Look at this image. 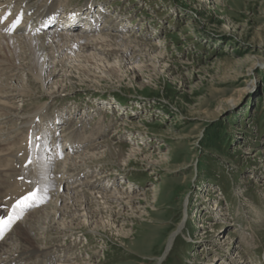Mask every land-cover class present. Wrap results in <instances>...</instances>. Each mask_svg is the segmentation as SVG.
Returning <instances> with one entry per match:
<instances>
[{
    "label": "rangeland",
    "instance_id": "374dc122",
    "mask_svg": "<svg viewBox=\"0 0 264 264\" xmlns=\"http://www.w3.org/2000/svg\"><path fill=\"white\" fill-rule=\"evenodd\" d=\"M7 1L13 5L16 0ZM52 2L54 10L77 9L83 18L97 21L93 34H80L82 20L76 33L58 32L63 42H77L81 35L111 57L89 48L73 55L62 49L63 55H55L63 67L56 66L42 88L27 66L33 56L26 44L14 40L16 51L14 43L0 50L2 60H17L0 61V86H16L30 95L0 97V109L15 108L10 116H0V142H17L8 146L7 153L14 155L29 144L27 129L32 128V149L46 154L33 166L41 172L43 158H52L49 176L55 175V186L60 182V192L61 178L72 173L59 164L72 156L103 151L101 146L110 143L124 147L125 158L95 160L88 170L69 176L74 189L64 195L55 223L45 217L68 236L42 232L33 246L45 248L46 258L32 262L264 264V0H31L30 18L38 14L37 7ZM111 37L123 41L106 47ZM46 57L55 63L54 54ZM1 64L15 70L5 71ZM128 121L141 129L125 127H132ZM52 123L59 136L72 130L70 135L77 132L91 141L54 162L47 143L52 133L42 131ZM130 132L139 139L132 141L126 136ZM142 147L148 154L136 157ZM20 156L8 159L9 165L17 159L19 168ZM41 173L29 171L39 181L44 180ZM108 206L115 208L112 215ZM50 209L44 213H53ZM95 210L99 213L92 214ZM35 211H27L26 218ZM180 224L166 252L168 237ZM56 244L64 248L61 253L53 250Z\"/></svg>",
    "mask_w": 264,
    "mask_h": 264
},
{
    "label": "bare ground",
    "instance_id": "6f19581e",
    "mask_svg": "<svg viewBox=\"0 0 264 264\" xmlns=\"http://www.w3.org/2000/svg\"><path fill=\"white\" fill-rule=\"evenodd\" d=\"M14 2L12 5L11 2H8V1L4 2L3 0H0V10H3V11L6 10V12H8L9 10L19 11V16H21V14L23 16L24 14H29V12L34 10L33 8L35 7V5L33 6V3L31 5V0H16ZM38 2H39V0H38ZM21 3L23 4L22 9H19L18 5ZM29 6L30 7L32 6V9H29L27 13H24L25 9ZM44 7H46V6H44ZM54 7H55V3L52 2L51 4H49L48 9L54 8ZM37 9H38V7H37ZM38 10H40V8ZM42 13H43V11L40 14H42ZM46 17H47V10H46V13L41 17V20L46 18ZM50 17H52V16H50ZM16 18L17 17H9L8 18V22L10 23L9 25L3 24V23L0 24V31L3 33H7L5 31V29L7 27H9L11 25V23ZM41 20H40L39 24L35 27L34 33L37 34L35 39L34 38H27V37L16 38V39L9 38V37H0V46L2 45L0 50L10 49L13 47V46L11 47V43H14L15 44L14 48L16 51L17 50V44L14 42V40L19 41L18 45H21V42L23 44H26L27 45L26 47H28V49L30 50V52H29V53H31L30 55L33 56V63H30L27 66H29V68L32 69V71L34 73L33 75L34 76L36 75V77H34V79L40 83V86L42 88H45V84L47 83V80H49L48 78L51 75L52 76L54 75L55 67L56 66L63 67L64 62L62 60H59V57H56L57 55H55V53H58L59 51L63 55V52L61 51L62 49H63V51H66L67 53L73 55V52H75V51L86 50L87 48H89V49L93 50L96 53V55L99 54V55L104 56V57H111V56H109V54H107V53L105 54V51L103 52L101 49L97 48V46L94 45L93 43H91L90 41L83 39L84 36H82V38H81V35H85V32L82 34L83 31L80 33L81 34V35H79L80 37L76 36L77 37L76 39L79 40V41H77L78 43L74 42L73 40H68V41L64 40L65 42H63V40L61 39V36H59L58 33H41V31L44 29L43 24H42L43 21H41ZM49 20H51V18ZM70 22L72 23V25H70V23H68V21L65 23L66 25H69L68 28L70 30L68 32L69 33L70 32L76 33L75 31L77 29V26H74L75 21L72 22V20H71ZM74 28H76V29H74ZM21 32H27V31L25 30L24 27H19L18 29L13 30L11 33L16 34V33H21ZM90 33L91 32H89V34ZM102 37H105V36H102ZM116 38H119V37H111L108 41L109 45H106V47H112L115 45V42L123 41L122 38H120V39H116ZM95 46H96V48H95ZM92 47H94V48H92ZM51 54H54V57L52 59L55 60V63H53V61H50L51 57L49 58L50 60H48L46 57L47 55H51ZM92 57L95 58L94 56H92ZM1 58L2 57H0V61L5 62V63H9V62H12L13 60H15V59L10 60L9 58H8V60H2L3 58L2 59ZM56 58H58V59H56ZM134 58H136V57H134ZM15 61H17V60H15ZM43 64H44V66H43ZM5 65H2L4 67L5 71L13 72L15 70V67L9 66V65L5 66ZM46 70H48V72ZM99 71L102 72L103 69H99ZM45 72H47L48 74L45 75V77L44 76L42 77V74H44ZM10 77H12V76H10ZM65 81H67V80H65ZM15 87L16 86H14V87L12 86V88L9 86L8 87L0 86V94H1L0 97H2V95H5L7 93H10V95H8V96H10L12 98V100L15 98H22V97H27V96L29 97L30 96L28 93L29 91L24 90V89H23L24 91H22L21 89H19V87H16V88ZM39 93L40 92H38V95H39ZM42 93H43V91H41L40 94H42ZM44 93H45V91H44ZM55 93L56 92H50L49 97H52V99L56 98ZM29 108H30V106H29ZM10 111L12 113H14L15 108L5 107L3 109H0V116H6V117L10 116V115H7L8 112H10ZM32 119H35V118H32ZM30 121H28V122H30ZM127 123L132 127L125 126L126 124L124 125L125 127H128L130 129L133 128V130L141 129L139 124H137L136 122H129L128 121ZM34 124H35V122H33V125ZM57 126L58 125L55 123L45 125V128L42 131H45V132L50 131L52 133V135H49L50 136L48 138L49 141H47V140L46 141H47V143H49L51 145V147L53 145L54 147L58 148V147H60V141L58 140V136H55V134H54V133L58 132ZM35 127H36L35 131H37V130L41 131V128L39 125L35 124ZM61 128L63 129V127H61ZM31 129L32 128L27 129V133L31 134L29 136V138H30L29 144L27 146H24L21 150H20V148H21L20 147L15 152L14 155L12 154V152L7 153L8 151H10L8 146L18 144L17 142L10 141V140H8L6 143L0 142V155L1 154L7 155V156L1 155L2 157L0 156L1 157L0 158V216L6 217L7 214L10 211H12V206L16 203L17 200H20L22 197L26 196L28 193L35 191V189H37V187H40V186H38L37 183L34 182L35 180L30 176V174H25L23 176L24 171L21 168L23 166V164L25 163V165H26L25 169L29 172L30 170H32L31 167L36 162V159H41L43 156L46 157L45 153H42V155H43L42 156L40 152L32 149V145L35 141V138H33V139L31 138L32 137V130ZM71 131L69 132V134H68V132L66 134H64L63 141L61 142L63 145V150H64L65 155H67V153H72L76 150L78 151L79 149L83 148V146H85V144H87V142L91 141V138H82L81 136H77L78 135L77 132L70 135ZM45 132L44 133L42 132L40 135H45ZM100 132H97L96 134L99 135ZM10 135H12V134H10ZM69 136H71L72 138L66 139ZM126 136H129V138H131L132 141H135V139L138 138L137 135H135L131 132L127 133ZM84 142H86V143H84ZM104 144L101 146L103 151L97 150V151H94L90 154L88 153L86 155L72 156L70 159L59 164V167L61 166V168H63V170L67 169V173H68V171L72 173V174L69 173L70 175H67V176L61 178L60 181L62 183H64V187H63L61 192L59 191L60 182H59L58 186L57 185L55 186V180H54L55 175H53V178H52V176H49L50 173L52 172L51 166H50L51 165L50 162H51L52 158H43L44 163L40 167L41 168L40 171L42 172V173L41 172L40 173L45 177V179H44L45 182L43 183V186L41 187L42 190L40 191V194L38 195L37 200L33 202L34 206H39L41 209L40 208L37 209L35 212L31 213L32 215L31 214H30V216L28 215L29 216V217L27 216L28 218H26V217L23 218L22 221L16 220L15 223H13V225L10 228V232L9 231L6 232L5 235L2 238H0V264H49V262H45V261L32 262L33 259H36V258H39L42 256L46 258V255H45L46 253H44L45 248L42 250L41 249L40 250L39 249L34 250L35 246H33V243H34V240L39 239V235L43 234L42 232H44L45 230L47 232L49 231L48 235H50V237L52 235H54L58 239L60 237H63V239H64L68 236L67 235L68 232L65 229H61L59 227L47 224V221H45V217H47V219L49 218L50 223L51 222L55 223V216H57L56 213H57V211L60 212V209L63 208V204L66 201V198L64 195H66L68 193L71 194L72 193L71 191L74 189V187L71 186L72 182L70 181L71 179H69V176L72 177L75 174L83 173L84 171L89 169L87 167L90 166L91 163H94L96 161H103L104 162L106 160L107 161L115 160V162L116 161L120 162V161H123V158H125L124 152H123L124 147H120L119 145H116V144L111 145L110 143H106V145H104ZM144 145H146L148 147V144L144 143ZM67 149H69V150H67ZM18 154L21 155L20 156V162H19V165H21V166L19 169H16V165L18 163V160L14 159L12 161V164L9 165L8 159H9V162H11V158H14V156H17ZM147 154H148L147 150L144 147H142L139 150H137V152H135L134 155H136V157H139V156L147 155ZM86 156H89L91 161H89V158H87ZM96 157H98V158L100 157L101 159H96ZM77 159H78V162L75 163V161ZM13 162H14V164H13ZM85 164H87L85 169L80 168V166L85 165ZM10 173L13 174L11 177L13 179L11 181H8L7 179L10 176ZM16 173H17V175L22 176L23 179L18 180L16 175H15ZM62 174H60V175L62 176ZM104 177L105 176L99 177V180L101 181ZM30 179H32V180H30ZM83 183L87 184L89 182L83 181ZM65 184L66 185L68 184V185L65 187ZM101 185H102V188L105 187V184L101 183ZM94 189H96V188H94ZM48 190L53 191V192H48ZM63 191L65 193H63ZM49 194H50V196H49ZM83 196H85V194H83ZM47 199H49V200L51 199V201H50V204L48 202V205L45 206L44 203ZM105 200H107V199H105ZM131 200H134V199H131ZM51 202L53 205H51ZM48 206H50V208H51L50 210H52L53 213H51V214H49V213L45 214L44 213ZM87 207H88V205H87ZM114 209L115 208L108 206L106 208V211L108 213H110V215H112ZM100 211H102V210H100ZM91 213L92 214H98L99 212L97 210H95V211H92ZM103 215H105L104 212H103ZM31 217L34 220L29 222V219ZM179 227L180 228H178V230L173 231L169 235L168 240H167V244L165 247L166 252L171 250L170 248L174 242V239L176 238V235L178 234V232L181 229V224ZM124 235H126V234L124 233ZM11 242H13V244H11ZM47 246H48V244H47ZM52 248H53V246H52ZM63 249L61 248V246H57V244H56V246L54 247L53 250L57 253H58V251H59V253H61ZM47 259L50 260V262H56V261L51 260V258L50 259L47 258ZM160 260H161V258L159 259V261Z\"/></svg>",
    "mask_w": 264,
    "mask_h": 264
},
{
    "label": "snow or ice",
    "instance_id": "6c2138e0",
    "mask_svg": "<svg viewBox=\"0 0 264 264\" xmlns=\"http://www.w3.org/2000/svg\"><path fill=\"white\" fill-rule=\"evenodd\" d=\"M4 17L3 19H6ZM22 22V14L17 17L9 27L5 29L7 33H11L15 30ZM38 198L37 192L33 191L28 193L26 196L22 197L20 200H17L16 203L12 206V211H10L6 217L0 216V238H2L7 231L10 230L13 223L16 220L22 218L24 209L31 207L32 203Z\"/></svg>",
    "mask_w": 264,
    "mask_h": 264
}]
</instances>
